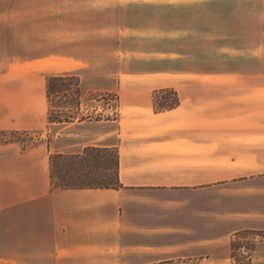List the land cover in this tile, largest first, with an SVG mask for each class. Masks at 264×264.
Returning a JSON list of instances; mask_svg holds the SVG:
<instances>
[{
	"label": "crops",
	"instance_id": "1",
	"mask_svg": "<svg viewBox=\"0 0 264 264\" xmlns=\"http://www.w3.org/2000/svg\"><path fill=\"white\" fill-rule=\"evenodd\" d=\"M71 74L115 108L49 121L47 76ZM46 124L49 142H0V264H264V237L232 254L264 208L213 193L264 196L262 3L0 0V131ZM86 146L117 148L120 186L54 188L50 156Z\"/></svg>",
	"mask_w": 264,
	"mask_h": 264
},
{
	"label": "rangeland",
	"instance_id": "2",
	"mask_svg": "<svg viewBox=\"0 0 264 264\" xmlns=\"http://www.w3.org/2000/svg\"><path fill=\"white\" fill-rule=\"evenodd\" d=\"M241 1H255L257 3H262L264 7V0H241ZM9 29V28H8ZM13 31V29H12ZM10 31V33H12ZM9 32V30H8ZM77 78L70 79L67 81H56L54 82L55 86V92L57 90H65L61 93H56L54 96L51 97L50 107L53 112V120L56 118H59L61 120L63 119H69L71 118H77V117H83V111L85 108H87L90 105L97 104L99 105L103 110L107 109L111 105V100L114 99V108L116 106V96L115 94H105L100 97L98 96V93L94 92H85L82 91L80 88V79L77 75L74 74ZM78 79V80H77ZM79 85V94L74 93L75 86ZM76 97H79V100H76ZM96 98V101L93 99ZM173 96L169 95L168 99H172ZM159 100V97H157ZM80 102V104H79ZM82 107L83 111H80ZM49 113V110H48ZM95 115H93L94 117ZM109 117L110 114L108 111H103L102 116L97 117ZM61 125H44L42 128L35 129V130H20V131H0V142L5 140H12L17 141L21 144L23 148H29L33 145H36L38 143H45L52 140L51 136L53 135L54 131L59 128ZM57 144H55L56 146ZM81 151V150H80ZM64 155H71V154H64ZM52 156V155H51ZM100 160H104L108 162V164H102L99 167L97 166V176H99L100 173V180L109 181V178H111V174H115V159L111 154H103L102 158H99ZM96 160L93 157L90 158V161ZM114 160V164H113ZM77 161L76 159H73L72 162ZM68 160L66 158H58L54 161L53 166L50 167L51 171V184L54 188H63L67 186L68 184H71L72 181L70 178L78 176L79 169L77 172H68L66 171L68 165ZM114 171V172H113ZM74 174V175H73ZM84 174H82L79 177H82ZM115 177V176H114ZM65 184V186H64ZM247 189H241L237 186H227V187H216L213 191L215 196L223 197L228 196V199H225L220 201L216 197V203H215V210L217 211H225V210H234V209H241V208H247V209H254L256 207H262L264 208V196H260L255 198L253 196L254 194L250 193H244L247 192ZM243 192V193H240ZM211 192H209L210 194ZM231 197V199H230ZM257 230V231H255ZM254 231H244L240 233V239L235 240V244H241L242 246L239 247L238 254H250L252 253V244L258 243V241L263 239V232L264 230L261 229H255ZM243 245L250 246L251 249L244 248ZM249 250V251H247ZM240 252V253H239Z\"/></svg>",
	"mask_w": 264,
	"mask_h": 264
},
{
	"label": "trees",
	"instance_id": "3",
	"mask_svg": "<svg viewBox=\"0 0 264 264\" xmlns=\"http://www.w3.org/2000/svg\"><path fill=\"white\" fill-rule=\"evenodd\" d=\"M77 78L76 76H74L73 74L71 75H65V76H61V75H49L47 76L46 79V93H47V97L49 102H51V97L54 96L56 93H61L62 91L65 90H57L55 92V86H54V82L56 81H67L70 79H74ZM78 80V79H77ZM74 93L79 94V85L75 86L74 88ZM157 97V96H156ZM155 97V98H156ZM163 100H161L160 102H158V105L156 106L157 108L160 109H166L169 107H172L176 104L177 102V97L173 96L172 99H168L167 97H162ZM76 100H79V97H76ZM80 104V102H79ZM53 112L51 110V107L49 109V113H48V120L49 121H64V120H69V119H59L56 118L55 120H53ZM5 141H10V140H5ZM111 154L114 159H115V174H111V178H109V181H102L100 180V173L99 176H97V166L99 167L100 165L104 164H108V162L104 161V160H100L99 158H102L103 154ZM93 157L96 160L90 161V158ZM58 158H66L68 160L67 162V169L66 171L68 172H77V170L79 169V173L78 176L70 178V180L72 181L71 184H68L67 186H64L63 188H109V187H114L117 188L118 186H120L119 180H118V150L117 148H106V147H99V146H86L85 148H83V150H81L78 153L75 154H71L69 156L64 155V154H53L52 156H50V167L53 166L54 161ZM73 159H76L77 161L72 162ZM113 164H114V160H113ZM51 171V169H50ZM114 172V171H113ZM82 174H84L82 177ZM74 175V174H73ZM115 176V177H114ZM51 177V174H50ZM61 188V189H63ZM241 244H235L234 241H232V248H233V256L237 257L236 254V249L238 247H241ZM244 248H248L251 249L250 246L247 245H243ZM249 251V250H247ZM235 264H252L251 262H236Z\"/></svg>",
	"mask_w": 264,
	"mask_h": 264
}]
</instances>
